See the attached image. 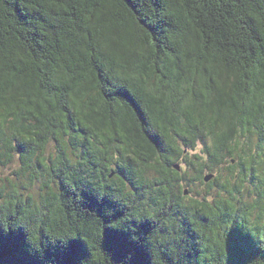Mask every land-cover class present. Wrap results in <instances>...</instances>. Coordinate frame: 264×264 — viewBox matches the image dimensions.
<instances>
[{
    "label": "trees",
    "instance_id": "1",
    "mask_svg": "<svg viewBox=\"0 0 264 264\" xmlns=\"http://www.w3.org/2000/svg\"><path fill=\"white\" fill-rule=\"evenodd\" d=\"M15 160L0 264H264V0H0Z\"/></svg>",
    "mask_w": 264,
    "mask_h": 264
},
{
    "label": "rangeland",
    "instance_id": "2",
    "mask_svg": "<svg viewBox=\"0 0 264 264\" xmlns=\"http://www.w3.org/2000/svg\"><path fill=\"white\" fill-rule=\"evenodd\" d=\"M48 153H50L52 150L49 148L47 149ZM193 154V153H192ZM20 169V164L17 160H15V162L11 163V164H8L7 166H2L0 165V180H2V183H4L5 179H8V180H11L14 184H17L19 187L21 186L22 187V190L20 191L21 193H23L24 195H27V196H31V195H34V197H36L37 195L40 194V184H34V185H30L28 183H22L21 181V185L19 184L20 180L19 178H15L14 177V174L17 173ZM224 175L225 173L222 172ZM221 173V174H222ZM22 180V179H21ZM232 183H233V180H232ZM194 190V193L191 194V196L194 198L195 196V193H199V194H202L204 193L205 191V188L204 186L198 184L197 186H194L192 187ZM245 190H249L247 189L246 187L244 188ZM242 198V197H241ZM255 198H243L244 202L249 201V203H251V200H254Z\"/></svg>",
    "mask_w": 264,
    "mask_h": 264
},
{
    "label": "flooded vegetation",
    "instance_id": "3",
    "mask_svg": "<svg viewBox=\"0 0 264 264\" xmlns=\"http://www.w3.org/2000/svg\"><path fill=\"white\" fill-rule=\"evenodd\" d=\"M183 141H184L183 138H180V137H177L176 136V138L174 137L173 140H172V142H171L173 144V147H172L171 150H174V152L177 153L176 154V155H178V160L177 161H178V164H180V165H183V162L186 161V160H188V158L190 157V155L192 153H195V154H197V152L198 153H201V151L203 149L202 148V143H201L200 139H198V142L195 145V148H194V151L193 152H190V150H188V148L184 147ZM231 163L234 164L235 161L233 160ZM194 184L197 185L196 182H194ZM184 197H187V196H184Z\"/></svg>",
    "mask_w": 264,
    "mask_h": 264
},
{
    "label": "water",
    "instance_id": "4",
    "mask_svg": "<svg viewBox=\"0 0 264 264\" xmlns=\"http://www.w3.org/2000/svg\"><path fill=\"white\" fill-rule=\"evenodd\" d=\"M174 168H175V170L179 171V167H178V166H174ZM211 178H212V176H210V175H206V176L203 178V180H204L205 183H207L208 181L211 180ZM184 194L186 195L187 192H184Z\"/></svg>",
    "mask_w": 264,
    "mask_h": 264
},
{
    "label": "bare ground",
    "instance_id": "5",
    "mask_svg": "<svg viewBox=\"0 0 264 264\" xmlns=\"http://www.w3.org/2000/svg\"><path fill=\"white\" fill-rule=\"evenodd\" d=\"M223 171V170H222ZM223 174V173H222Z\"/></svg>",
    "mask_w": 264,
    "mask_h": 264
}]
</instances>
